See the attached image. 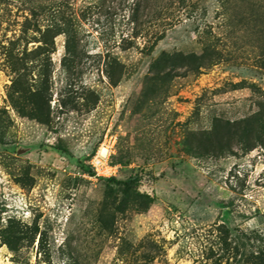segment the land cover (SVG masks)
<instances>
[{
    "label": "rangeland",
    "instance_id": "obj_1",
    "mask_svg": "<svg viewBox=\"0 0 264 264\" xmlns=\"http://www.w3.org/2000/svg\"><path fill=\"white\" fill-rule=\"evenodd\" d=\"M263 57L264 0H0V264H261Z\"/></svg>",
    "mask_w": 264,
    "mask_h": 264
},
{
    "label": "trees",
    "instance_id": "obj_2",
    "mask_svg": "<svg viewBox=\"0 0 264 264\" xmlns=\"http://www.w3.org/2000/svg\"><path fill=\"white\" fill-rule=\"evenodd\" d=\"M46 30L48 32H52L51 34V38H54L56 35L58 34H61V33H64L66 34L67 36V39L69 40V36H70V30L67 29L66 27H64V25L62 26L58 20H53L51 24H49L47 27H46ZM68 49H69V46H68ZM262 60V64L264 65V57L261 58ZM264 131V129H263ZM258 139H261L260 136H258ZM261 145L264 147V140L261 141ZM93 173V172H92ZM104 180L108 181V182H111V183H123L125 186L129 187L130 186V183H131V180H128V181H121L119 180L116 176H111V177H103ZM257 254L254 256L255 259H257L258 262H260L261 264H264V251L261 250V251H258L256 252Z\"/></svg>",
    "mask_w": 264,
    "mask_h": 264
},
{
    "label": "built area",
    "instance_id": "obj_3",
    "mask_svg": "<svg viewBox=\"0 0 264 264\" xmlns=\"http://www.w3.org/2000/svg\"><path fill=\"white\" fill-rule=\"evenodd\" d=\"M90 162L94 177L115 176L116 166L108 164L107 150L105 154H100L99 151Z\"/></svg>",
    "mask_w": 264,
    "mask_h": 264
},
{
    "label": "bare ground",
    "instance_id": "obj_4",
    "mask_svg": "<svg viewBox=\"0 0 264 264\" xmlns=\"http://www.w3.org/2000/svg\"><path fill=\"white\" fill-rule=\"evenodd\" d=\"M106 153V149L105 148H101L100 149V154H105Z\"/></svg>",
    "mask_w": 264,
    "mask_h": 264
}]
</instances>
